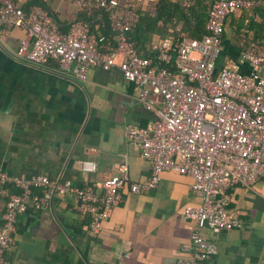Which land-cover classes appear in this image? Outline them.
Listing matches in <instances>:
<instances>
[{"label":"built area","instance_id":"obj_1","mask_svg":"<svg viewBox=\"0 0 264 264\" xmlns=\"http://www.w3.org/2000/svg\"><path fill=\"white\" fill-rule=\"evenodd\" d=\"M196 0H181L187 12ZM79 12L107 15L113 45L89 25L75 17L62 32L56 19L38 6L25 12L15 0H0V27L22 29L25 37L16 54L26 63L44 66L58 63L79 81L88 71L117 68L123 80L138 88L137 99L154 120L147 127L128 124L127 137L150 165L143 181H132L127 161L96 185H73L45 174L10 175L0 168V264L14 241L19 216L29 209L52 206L54 195H70L75 210L87 216V229L96 237L108 219L110 209L132 194L154 190L164 172L190 177L199 197L196 206L183 209L192 222L189 253L176 264H208L216 248L202 236L208 229L218 234L241 227L238 209L229 207L230 187H249L264 178V42L247 43L237 61L220 69L216 63L222 50L225 23L241 11H255L264 0H207L205 34L159 39L146 49L137 48L127 37L138 23L134 4L117 0H74ZM251 68L249 74L241 70ZM82 173H94L96 163L80 162Z\"/></svg>","mask_w":264,"mask_h":264},{"label":"crops","instance_id":"obj_2","mask_svg":"<svg viewBox=\"0 0 264 264\" xmlns=\"http://www.w3.org/2000/svg\"><path fill=\"white\" fill-rule=\"evenodd\" d=\"M49 6L63 32L78 17L74 0H51ZM262 22L264 15L256 10L227 19L218 69L239 60L253 38L263 44L264 34H257L255 26ZM88 23L94 34L103 28L104 36L111 33L101 13ZM24 37L22 29L0 27V168L10 175L45 174L76 186L96 185L126 160L132 181L146 179L150 165L125 132L128 124L144 128L154 120L138 102V88L126 83L117 68H92L79 81L55 61L44 66L23 62L16 51ZM159 37L153 35L149 45ZM241 70L251 72L248 64ZM86 159L96 163L94 173L79 170ZM192 183L167 171L150 192L123 190L96 237L88 232L87 216L75 210V199L54 195L51 207L18 217L6 264H176L189 257L183 246L194 225L184 219L183 209L200 203ZM227 195L243 223L218 234L202 230L216 248L208 264H264V178L249 187H230ZM3 208L0 196V213Z\"/></svg>","mask_w":264,"mask_h":264},{"label":"trees","instance_id":"obj_3","mask_svg":"<svg viewBox=\"0 0 264 264\" xmlns=\"http://www.w3.org/2000/svg\"><path fill=\"white\" fill-rule=\"evenodd\" d=\"M19 3L25 12H28L32 7L38 6L44 9L50 16L54 17L58 23L57 16L49 6L51 0H15ZM120 4L131 2L134 4L136 13L138 15V23L127 33L129 41H131L137 48L146 49L149 46L153 35L158 34L159 39L171 37L174 40L183 36L200 39L205 34L207 0H196L191 8L185 12L181 7L179 0H117ZM78 18L82 19L88 25V19L94 14L100 12H93L88 15L86 12H79L76 8ZM264 15V6L256 9ZM255 12V11H254ZM103 20L106 24L109 23L107 15L101 12ZM59 24V23H58ZM70 25V24H69ZM256 33L264 34V22L255 24ZM91 28V26L89 25ZM19 29V28H17ZM61 30V29H60ZM92 30V29H91ZM63 32V31H62ZM65 32V31H64ZM105 35V29L99 33ZM113 45V34L105 36ZM257 43V39L253 38L252 42ZM246 47V45H245ZM245 49V48H244ZM88 222V221H87Z\"/></svg>","mask_w":264,"mask_h":264}]
</instances>
